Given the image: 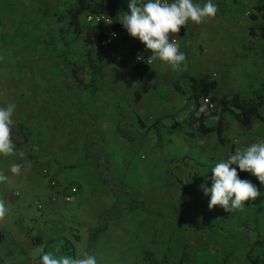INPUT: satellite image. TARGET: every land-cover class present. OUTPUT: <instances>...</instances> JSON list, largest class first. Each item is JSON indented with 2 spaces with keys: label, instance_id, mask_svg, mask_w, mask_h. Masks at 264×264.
<instances>
[{
  "label": "crops",
  "instance_id": "crops-1",
  "mask_svg": "<svg viewBox=\"0 0 264 264\" xmlns=\"http://www.w3.org/2000/svg\"><path fill=\"white\" fill-rule=\"evenodd\" d=\"M193 2L203 5L207 0ZM263 2L264 0H213L218 8L215 17L205 18L199 24L189 21L176 34L180 51L185 54V61L174 67L157 58L144 79L132 87L125 81H116L114 66L112 67L114 94L106 95V100L101 98L98 102L106 104L108 118L113 121L110 126L108 120L98 121L99 135L85 158H100L104 155L101 142L107 136L106 141L109 143L130 144V139L126 136L132 132L139 136L138 143L146 148L148 155L156 163L160 160L167 162V178H156V184L151 182L147 178L144 163L146 178L140 192H134L132 201H125L124 191L118 193L112 190L113 196H118L120 201L116 207L112 206L116 211L104 221H88L90 224L85 226L74 223L75 225H70L71 232L63 231L56 236H34L33 240L37 245L49 243L44 246L42 254L47 252L51 243L64 240L63 245L59 243L60 253H64V256L69 252L73 254L72 258H83L87 253L95 256L98 264H150L146 259L148 256L165 259L168 264L264 262V185L251 173L240 171L238 166L233 165L237 168L239 178L251 181L261 192V196L245 201L241 208L231 212H226L219 205L209 209L210 195H205L201 188V185L209 188L212 186V168L234 154L237 148L243 150L253 143H264V121L257 119L247 129L236 120L237 125L232 127L226 115L222 130L224 141H221L217 131L203 132L195 123L190 122L193 106L183 108L190 93V85L184 74L195 77L212 76L219 81L220 92L223 94L240 92L253 95L255 90L264 86V38L259 30L256 36L251 34L252 27L264 22L262 14L256 18L251 16L255 7ZM139 41V38H134L127 32L122 33L110 45L98 44L97 47L102 50L112 49V52L118 48L123 53ZM1 71L0 69V107L14 104L12 124L22 123L24 126L22 133L12 137L14 154H0V173L4 172L8 177L5 182L0 183V200L5 202L8 211L9 206L25 209L24 202L32 195L29 184H35L29 179L23 180L24 174L20 172L13 174V164H21V169L31 172L33 160L35 161L32 153L37 150L43 160H53L56 167L67 169L69 164L66 163V157L68 154L76 156L80 149L79 146L74 148L73 144L66 147L57 135H53V139L49 138V134L44 138L34 136L31 131L36 120L33 83H29L27 77L21 80H3ZM143 85L150 88L143 93L139 102H135V90ZM24 90L25 96L21 95ZM58 102L65 103V100ZM263 109L264 106L261 108L262 114ZM73 114L77 117L83 111H74ZM62 116L67 117L66 112ZM121 119L123 120L119 122ZM102 122L107 123L100 124ZM218 122V116L206 118L208 125H217ZM120 127L123 128L122 131L119 130ZM166 138L170 139L169 142ZM200 140L204 143H198ZM23 149L32 150L28 158L20 155ZM164 149L170 151L166 156L163 154ZM141 155L139 159L147 158V154ZM105 160L108 166H114V159ZM103 162L97 165L103 166ZM129 165L132 166V163L122 162V171L128 172ZM133 165L137 167L136 162ZM61 174L68 175V172ZM93 178L97 184L93 187L97 189L99 184L96 176L93 175ZM99 180L107 182L103 173ZM163 181L168 185L159 184ZM24 183L28 185L26 192L20 190ZM164 187L167 188L166 192ZM175 189H178L177 194ZM61 200L44 206L48 210L43 219L46 230L54 228L51 222L56 215L60 216L59 211L62 209H58L61 208ZM34 220L35 217L29 214L28 233L36 227ZM83 220L86 218L81 221ZM0 229L4 227L0 226ZM4 230L6 233V229ZM11 233H6L5 240L0 241V264H37L42 254L29 256L26 250L17 245L15 237L11 242L13 232ZM6 238L10 240L8 243Z\"/></svg>",
  "mask_w": 264,
  "mask_h": 264
},
{
  "label": "rangeland",
  "instance_id": "rangeland-1",
  "mask_svg": "<svg viewBox=\"0 0 264 264\" xmlns=\"http://www.w3.org/2000/svg\"><path fill=\"white\" fill-rule=\"evenodd\" d=\"M74 3L75 0H0L1 79L21 80L27 77L29 83H33L36 120L31 126V131L34 132V136L44 138L49 134V138L53 139V135H57L66 147L73 144L74 148L79 146L80 149L76 156L68 154L66 157V163L69 164L67 169L56 167L53 160H43L42 155L34 150L32 155L35 161L33 160L32 171L29 172L28 169L23 168L20 170V173L24 174L23 180L29 179L35 183L29 184L30 191H28L32 192V195L28 196L24 202L25 209L9 206L5 218L0 220L2 222L0 226H3L8 234L13 232L11 242L15 240V237L17 245L19 244L32 257L42 254L44 246L49 244H35L34 236H56L60 232L68 231L71 224L78 223L85 226L90 224L88 221L102 222L115 212L112 206L117 205L120 199L117 198L118 196H113L112 190L118 193L124 191L125 201H132L134 192H140L143 180L146 178L143 170L144 163H146L147 178L155 184L158 183L156 178L158 180L167 178L169 169L166 161L164 163L160 160L156 163L157 161L148 155L146 148H142L138 143L139 136L132 132L125 135L130 139V144L109 143L106 141L107 136L101 142V148L104 149L105 154L100 158H85V154H88V150L94 146V140L99 135L98 121L108 120L109 126L113 121L108 118L106 104H100L98 100L101 98L106 100V95L114 94L112 67L116 64L117 56L122 53V50L117 48L112 52V49L102 50L96 46V49L105 53L106 56L103 73L95 78L92 71L88 70L84 76L86 87L79 84L72 74L71 64L83 63L84 45L73 33L69 20L65 17L66 9ZM85 19L86 22L91 21L89 15L85 16ZM25 94L26 90L21 95L25 96ZM61 100H65V103L58 102ZM74 111H83V114L75 117ZM63 112H66L67 117L62 116ZM228 119L232 127L237 125L232 115H228ZM106 123L100 124L106 125ZM120 129L122 131L123 128L120 127ZM169 140L166 138V141L169 142ZM31 151L21 150L26 158ZM168 152H170L168 149H164L163 154L166 156ZM143 153L147 154V158L139 159ZM105 158L114 159V166H108ZM102 162L103 166L97 165ZM122 162L132 163V166H128L130 169L128 172L122 171L120 166ZM133 162L137 163L136 168ZM44 168L48 169V174L43 172ZM62 172L65 174L68 172V175H62ZM102 173L104 179H107L105 183L104 180H99ZM93 175L96 176L99 184L97 189L93 187L97 185ZM50 178L58 181L57 187L51 186ZM71 183L78 184L80 190L70 202H64L61 193L56 196L55 201L51 199ZM159 184L168 185L166 181ZM21 187L20 190L26 192L28 185L24 183ZM166 190L167 188L165 192ZM175 191L177 194L178 189ZM60 199H62L61 208L58 209H62L59 211L60 216L56 215L53 218L51 223L54 224V228L46 230L43 219L48 210L39 209L38 205L39 203L44 206L51 205V202L57 203ZM29 214L35 217L36 227L28 233ZM82 218L86 220L81 221ZM7 238L6 243L10 241ZM64 242V240L62 242L56 240L51 243L52 245L50 244L47 252L64 256V253H60L59 247V243L63 245ZM66 256L73 257V254L68 252Z\"/></svg>",
  "mask_w": 264,
  "mask_h": 264
},
{
  "label": "clouds",
  "instance_id": "clouds-1",
  "mask_svg": "<svg viewBox=\"0 0 264 264\" xmlns=\"http://www.w3.org/2000/svg\"><path fill=\"white\" fill-rule=\"evenodd\" d=\"M129 11L123 16L122 25L129 34L146 45L152 55L147 58V64L159 58L172 66L181 65L186 57L180 51L176 39L169 42V34H177L182 26L189 21L197 24L205 18L215 17L218 8L213 0H207L203 5L194 3L193 0H147L141 3L140 0H129ZM115 35V34H113ZM138 59H143L138 57ZM15 105L9 104L0 107V154H14V144L11 138L12 115ZM201 111H205L202 107ZM198 143L203 144L200 140ZM23 156V153H20ZM240 171L249 172L258 178L261 185H264V143H253L251 146L237 148L225 160L218 162L212 168V186L201 185L205 195H210L209 209L221 206L226 212L241 208L245 201L255 200L261 196V192L249 180H242L238 176L237 168ZM21 164H13L11 172L19 174ZM8 179L0 173V183ZM7 214L5 202L0 200V220ZM41 264H98L93 255L85 253L83 258H72L69 256H56L53 252H46L40 257Z\"/></svg>",
  "mask_w": 264,
  "mask_h": 264
},
{
  "label": "trees",
  "instance_id": "trees-1",
  "mask_svg": "<svg viewBox=\"0 0 264 264\" xmlns=\"http://www.w3.org/2000/svg\"><path fill=\"white\" fill-rule=\"evenodd\" d=\"M142 3V1H140ZM129 1L121 0H75L72 6L66 9L65 17L68 18L69 26L73 33L80 39L84 45V61L83 63L73 62L71 64L74 79L81 85L86 87L84 80L88 70L92 71L94 77L101 75L106 66L105 53L96 49L100 41L109 37L113 31L120 28L123 16L129 11ZM262 14L264 18V2L255 7V11L251 16L256 18ZM104 16L111 21L91 20L86 22L85 16ZM264 38V22L256 27H252L251 34L256 36V32ZM139 43L133 45L128 51L123 52L117 58L114 65L115 80L125 81L129 87L142 79L151 69V65L143 61H135V54L138 50ZM146 55H151V50ZM190 85V93L187 95L186 103L183 108L192 107L190 122L195 123L198 128L203 131H217L221 141H224L222 133L224 127V118L226 115H232L244 128H251L257 119L264 121V114L261 108L264 106V86L253 92V95L233 92L223 94L220 92V83L210 75L195 77L193 75L184 74ZM180 88L179 84H176ZM150 87L143 85L135 90V102H139L143 93ZM208 97L210 102L205 103L204 98ZM213 104V107H210ZM204 107L205 111H201ZM210 116H218L217 125H208L206 118ZM11 138L16 134L24 131L22 123L11 125ZM5 230L0 229V241L5 240ZM42 256V255H41ZM40 256V257H41ZM40 257L37 264H41ZM150 264H168L167 260L155 259L148 256L146 258ZM255 264H263L258 261Z\"/></svg>",
  "mask_w": 264,
  "mask_h": 264
},
{
  "label": "built area",
  "instance_id": "built-area-1",
  "mask_svg": "<svg viewBox=\"0 0 264 264\" xmlns=\"http://www.w3.org/2000/svg\"><path fill=\"white\" fill-rule=\"evenodd\" d=\"M121 1H129V0H121ZM140 1H142V3L147 2V0H140ZM167 2L171 3V2H173V0H167ZM89 18L91 20H103V19H105L106 21H111V19L105 18L104 16H91L90 15ZM127 32H128L127 29L123 25H121L120 28L116 31H113L109 37L102 39L100 41L99 45L100 46H108L115 39H117L122 33H127ZM113 34H115V35H113ZM172 39H176V41L178 43V38H177L176 34H171V33L169 34V42H171ZM148 51H150V50L146 48V45L144 43H142L141 41H139V47H138V50L135 54V61H143V62L147 63V58L150 56V55H146L148 53ZM138 57H142L143 59H138ZM204 102L209 103L210 102L209 98L208 97L204 98ZM210 107H213V104H210ZM43 172L48 174V169L44 168ZM50 184L52 187H57L58 181L55 178H50ZM78 192H79V185L76 183H71V184L67 185L66 187H64V189L61 190V192H57L55 194V196L52 197V200H55L57 198L56 196L60 195V193H61V195L63 196L65 201L70 202L73 199V196ZM38 208L44 209V204L39 203Z\"/></svg>",
  "mask_w": 264,
  "mask_h": 264
}]
</instances>
